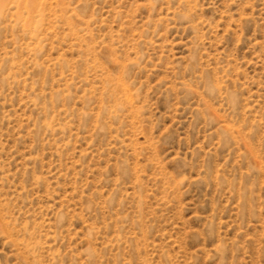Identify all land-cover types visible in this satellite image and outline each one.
I'll return each mask as SVG.
<instances>
[{
	"label": "rangeland",
	"instance_id": "374dc122",
	"mask_svg": "<svg viewBox=\"0 0 264 264\" xmlns=\"http://www.w3.org/2000/svg\"><path fill=\"white\" fill-rule=\"evenodd\" d=\"M0 264H264V0H0Z\"/></svg>",
	"mask_w": 264,
	"mask_h": 264
}]
</instances>
